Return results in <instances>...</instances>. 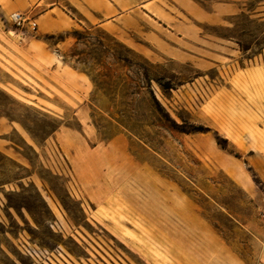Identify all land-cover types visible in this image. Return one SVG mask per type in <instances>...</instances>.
Here are the masks:
<instances>
[{"label":"rangeland","instance_id":"obj_1","mask_svg":"<svg viewBox=\"0 0 264 264\" xmlns=\"http://www.w3.org/2000/svg\"><path fill=\"white\" fill-rule=\"evenodd\" d=\"M175 1L55 34L0 17V264H264V190L229 174L264 146V0Z\"/></svg>","mask_w":264,"mask_h":264},{"label":"crops","instance_id":"obj_2","mask_svg":"<svg viewBox=\"0 0 264 264\" xmlns=\"http://www.w3.org/2000/svg\"><path fill=\"white\" fill-rule=\"evenodd\" d=\"M62 3H65L70 9H72L81 20L73 18L68 10L62 6ZM148 4L149 2L142 5V7ZM174 7H176L175 9H177L183 17H188V14L190 13L201 14L200 10L195 7V5H192L186 0L175 1ZM24 8H26L31 15H34L30 18V23L35 24L34 33H37L40 29V26L36 24V21L42 20L43 33L55 34L72 29L74 26L79 28H83L84 26L102 28L108 23H112L117 17L124 16L126 11L131 10V0H7L5 3L0 2V17L5 18L6 13H10L11 15L13 12L16 13ZM58 12L62 14L63 17L58 16ZM146 12L148 13L146 15L150 19L157 23L161 22L162 25L164 24V22L153 15V13L149 11ZM164 13L168 14L171 18L177 19L175 13L174 15L166 11H164ZM92 20H95V22ZM27 32L30 33V30L28 29ZM22 34L24 35V33ZM27 44L28 46L34 44L35 46L45 47V44L39 40H33V43L29 41ZM52 66H55V64H52ZM250 70L249 67L243 69V75L251 74ZM246 72L249 73L247 74ZM256 76L258 79L264 80V72L256 71ZM261 106L264 107V103ZM11 130H15L12 123L0 118V136L9 134ZM226 138L228 139V137ZM242 139H248V137L243 135ZM25 140L27 141L26 138ZM27 142L31 144L29 141ZM5 143L6 141L0 138V150L5 149ZM241 155L242 159L239 162L242 164V168L237 170L230 168L229 174L234 177L237 184L248 192V194L253 193L255 196H258L255 184L253 183L252 178L247 174L246 170L250 169L254 179L258 181L264 190V146H260V150L249 149L246 152L241 151ZM256 236L259 243L261 241L264 242V231H261L260 229L255 231L253 228V242L254 239H256ZM40 254L42 257L41 260L48 258L51 261H60L61 264H66L60 260L61 257H64L59 249L48 254L40 251ZM65 260L67 261V264L81 263L79 260L72 261L71 259L66 258Z\"/></svg>","mask_w":264,"mask_h":264},{"label":"built area","instance_id":"obj_3","mask_svg":"<svg viewBox=\"0 0 264 264\" xmlns=\"http://www.w3.org/2000/svg\"><path fill=\"white\" fill-rule=\"evenodd\" d=\"M10 22L17 29H22L24 27L28 28L31 32H35V24L30 23V17L23 12H16L10 15ZM261 219L264 222V211L261 213Z\"/></svg>","mask_w":264,"mask_h":264},{"label":"bare ground","instance_id":"obj_4","mask_svg":"<svg viewBox=\"0 0 264 264\" xmlns=\"http://www.w3.org/2000/svg\"><path fill=\"white\" fill-rule=\"evenodd\" d=\"M29 139L27 138V141ZM129 180V179H128ZM124 184V190L127 192V194L133 198L134 200L136 199L135 194H133V192L131 191V181H128ZM134 183V182H133ZM134 186V185H133ZM130 187V188H129ZM47 201L50 202L49 198H47ZM192 222H195L196 220L194 218L191 219ZM204 235L206 236V238L209 240V242H211V244H213L214 246H218L217 241L215 240V238L210 234V232L208 230L203 231ZM33 254L36 256L37 254L35 252H33Z\"/></svg>","mask_w":264,"mask_h":264}]
</instances>
